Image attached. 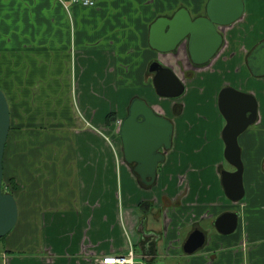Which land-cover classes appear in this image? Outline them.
I'll list each match as a JSON object with an SVG mask.
<instances>
[{"label":"crops","instance_id":"obj_1","mask_svg":"<svg viewBox=\"0 0 264 264\" xmlns=\"http://www.w3.org/2000/svg\"><path fill=\"white\" fill-rule=\"evenodd\" d=\"M206 2L97 0L66 8L60 0H0V89L11 126L3 164L16 180L18 210L16 226L1 239L3 264H102L130 245L144 264L163 250L183 260L177 264H264V140L240 137L244 194L238 201L224 194L217 141L206 158L178 153L174 166L172 157L161 175L164 192L173 198L185 181L187 189L170 222L149 218L145 227L159 235L143 232L140 243L136 203L149 195H137L126 161L108 138L113 128L119 133L115 120L132 96L145 90L152 97V61L176 70V61H191L182 46L171 52L151 47L152 23L181 7L197 16ZM243 2L242 15L222 28L225 45L212 56L217 74L251 72L243 58L264 39V0ZM254 91L264 104V87ZM224 211L237 213L227 234L214 225ZM198 221L210 238L206 244L190 254L164 248Z\"/></svg>","mask_w":264,"mask_h":264},{"label":"water","instance_id":"obj_2","mask_svg":"<svg viewBox=\"0 0 264 264\" xmlns=\"http://www.w3.org/2000/svg\"><path fill=\"white\" fill-rule=\"evenodd\" d=\"M244 11L243 0H207L204 10L191 16L185 7L176 9L170 17H158L150 27V46L159 51L171 52L179 46L189 53L193 62L208 60L220 50L223 40L222 28L237 20ZM248 65L255 74H264V39L259 41L247 55ZM155 71L153 83L156 92L162 96H177L183 91L182 82L171 68L158 60L148 66ZM218 106L226 123L222 134L225 143L224 157L235 170L221 171V182L225 195L233 201L243 197V164L238 134L247 123L253 121L256 111L254 96L227 87L220 92ZM140 116L141 119H138ZM10 126L9 107L5 94L0 89V238L7 234L17 220V203L11 193L2 190V157ZM172 124L163 116L156 114L142 98L134 97L121 119L120 138L123 144V157L126 162L136 160L144 182L146 177H154L155 165L162 154L156 147L164 142L170 145ZM237 224V213H221L214 225L222 234L230 233ZM205 234L199 228L193 229L183 243V251L190 254L204 244Z\"/></svg>","mask_w":264,"mask_h":264},{"label":"flooded vegetation","instance_id":"obj_3","mask_svg":"<svg viewBox=\"0 0 264 264\" xmlns=\"http://www.w3.org/2000/svg\"><path fill=\"white\" fill-rule=\"evenodd\" d=\"M221 44H222L221 46L225 45V39L222 40ZM215 59L216 57L215 58L211 57L210 59L206 61H202V62H193L192 60L191 61L186 60L185 63L181 61H176L175 65L177 67V70L173 66L164 64L162 61L158 60L162 65L168 66L171 68L175 76L182 82L183 91L177 96L159 95L156 92L154 83H153V76L155 74V71H152L148 73L150 75L149 82L152 88V93H153L152 97L149 98L148 95L144 93L141 94L142 92H138L136 95L132 96L130 99L131 101L134 97L142 98L146 102V104L156 114L163 116L164 118H167L172 124L170 145L166 147L164 142H162L156 147L155 149L156 151H154L153 153V154H156V152H158V153H161L162 156H161V159L158 160V162L155 165L154 177L152 179L151 177H146V180H151L149 183L144 182L141 178V173L148 174L149 172L146 170H141L139 172L138 162L136 160L125 162L130 174L133 176L134 183L136 184V189L146 190L144 195H149V196H144V197H142L143 196L142 195L141 198H139L138 202L136 203V207L139 210L140 215H139V220H138V223L136 224L135 229L139 235L142 234L143 232L144 233H155V235H159V233L154 232L150 230L149 228H146L145 227L146 222H148L149 218H151L153 220L154 219L159 220L162 225H166V222H170L172 219L171 211H174L176 207H178V205L182 201L181 198L187 189L186 187L187 181H185V185L183 186V188L173 198H171L164 192L166 190L165 189L166 187L164 186V184L161 185V175L163 174L165 166H167L168 164V161L169 160L171 161L172 157H174V163L173 164L170 163V165H174V166L178 160L177 159V156H179L178 153L179 154H182V153L193 154L195 157L200 156V157L206 158L207 156H210L211 154L214 153L212 151V146H214V142L217 141V143L220 145V152H221V158H222V162L217 166V170L220 173V181H221V171L222 170H227V171L235 170L234 166L231 165L224 157L225 143H224L222 131L226 123V120L218 106L220 92L224 88L230 87L235 90L251 94L252 96H254V99L256 102V111H255V114L253 115V117H255L254 120L247 123L244 129L237 136V142L240 147V155H242V148L240 144L241 136H245V135L259 136L262 140H264V124L262 123L263 121H261L262 114L260 112L261 106L263 103L261 102L260 98L257 96V94L254 91V89H256L258 86L262 88L264 87V74H255L252 71L251 72L248 71L249 73L247 74L242 73L243 76L238 75L237 77L226 76L225 74H219V73L217 74L215 67H214ZM242 63L244 67L246 66L248 67L247 55L245 56V58H243ZM210 71H213L216 74L218 82H219V87L215 93L213 104H212V110L215 112V116H216L215 129H214L213 134L210 133L208 138L202 140L203 138L207 136V129L209 130V132L212 130V127H210L209 125L205 126L207 129L203 127V122L206 121L203 118V116L201 114H195L193 115L194 118L191 119L190 121L183 119L181 116L184 113L186 106H187L186 100L184 101L186 92L188 91L189 87H192V85L189 86V84L193 82V79L196 77L197 73L202 75L203 73L210 72ZM242 80H244V82ZM163 98H171L172 100L170 104L168 105V111L165 110L161 106V104L158 102L159 100H162ZM130 101H129V104H130ZM169 111H170V114H169ZM126 114H127V111L125 112V115ZM121 119L115 120L116 126L120 124ZM138 119H141L140 116L138 117ZM115 132H117V128H115ZM115 136H116L115 139L119 143V148H118L119 152L121 150V153L123 154V144L119 136V133H117ZM217 136H219V140L216 139ZM181 146L185 147V149H183ZM206 148H208L209 151H205ZM224 163H227L229 167H226ZM190 169H191V166L189 165H187L184 168L186 173H188ZM192 171L193 170H191V172ZM166 174H170V172H167ZM171 178H172V174L170 175V179ZM184 178H185V175L179 176L177 181H182L184 180ZM196 228H199L200 230L204 232L205 234L204 244H206L208 242L207 240H210V238L207 236V233H206L207 230L200 225L199 221L193 223L192 229L190 230V232ZM144 233H143V236L139 237L140 239H138L140 243L144 241L143 240L145 238ZM160 233L161 234L163 233L165 235L167 231L165 232L160 231ZM5 235L2 236L0 240L3 239ZM184 237L185 236L177 238L178 243H175V245L173 243L174 242L173 240L170 241L169 243L167 241L168 245L164 248H166L167 250L170 247L174 249L175 247H177L180 250L179 254H183L184 252L183 243L186 239V237L185 238ZM149 247L152 249L151 246ZM239 247L241 248V244ZM184 254L186 253L184 252ZM244 262H247V261H244Z\"/></svg>","mask_w":264,"mask_h":264},{"label":"rangeland","instance_id":"obj_4","mask_svg":"<svg viewBox=\"0 0 264 264\" xmlns=\"http://www.w3.org/2000/svg\"><path fill=\"white\" fill-rule=\"evenodd\" d=\"M60 1L62 2V0ZM222 34L224 36V31H222ZM242 81L244 82V80ZM190 85H192V87H189L188 91L186 92L185 98H184V101L186 100L187 102V106L181 117L183 119L190 121L191 119L194 118L193 115L201 114L203 118L206 120L203 122V127H205L206 125H209L210 127H212V130L210 132L205 127L207 129V136L202 139L204 140L209 137L210 133L211 134L214 133L216 116H215V112L212 110V104H213L215 93L219 87V82H218L216 74L213 71H210V72H205L202 75L197 73L196 77L193 79V82H191L189 86ZM143 93L145 94V90L142 91L141 94ZM171 101H172L171 98H163L162 100H159L158 102L161 104V106L165 110L168 111V105L170 104ZM169 114H170V111H169ZM88 125L91 126L90 124ZM114 130L115 129L113 128L109 132L111 134L108 136V138L109 139L111 138L110 143L113 142V144L116 146L115 153L118 154L122 158L123 154L121 153V150L119 152V149H118L119 143L115 139L116 136L114 135V132H115ZM181 147L185 149V147L183 146ZM205 151H209L208 148H206ZM225 166L229 167V165L226 163H225ZM136 192H137V195H140L142 193V190H137ZM0 246H1V240H0ZM165 252L166 251L163 250V252L160 255L156 256L154 260L152 261V264H177V262L179 261V257H177V255H174V256L166 255ZM179 262L183 263V260H180ZM0 264H3V259L1 258V249H0Z\"/></svg>","mask_w":264,"mask_h":264},{"label":"built area","instance_id":"obj_5","mask_svg":"<svg viewBox=\"0 0 264 264\" xmlns=\"http://www.w3.org/2000/svg\"><path fill=\"white\" fill-rule=\"evenodd\" d=\"M97 0H62V3L66 8H68V5L71 3H80L82 5H92ZM136 252L135 249L130 245L127 249V252L122 255H107L103 257L100 262L102 264H144L142 262L136 261ZM140 257L148 258V255L143 254L142 252L139 253Z\"/></svg>","mask_w":264,"mask_h":264},{"label":"trees","instance_id":"obj_6","mask_svg":"<svg viewBox=\"0 0 264 264\" xmlns=\"http://www.w3.org/2000/svg\"><path fill=\"white\" fill-rule=\"evenodd\" d=\"M114 119V115L108 113L106 115V121L107 122H110L111 120ZM11 129V126H9V131ZM8 131V133H9ZM8 136V135H7ZM8 138V137H7ZM7 140V139H6ZM5 149H6V142H5V147H4V152H3V157H2V167H3V177H2V190L4 192H8V193H11L15 200H16V189H17V184H16V180H15V177L13 176H6L5 175V172H4V164H3V160H4V153H5ZM16 226V223L15 225L13 226V228ZM13 228L11 230H13ZM8 234V233H7ZM6 234V235H7Z\"/></svg>","mask_w":264,"mask_h":264},{"label":"bare ground","instance_id":"obj_7","mask_svg":"<svg viewBox=\"0 0 264 264\" xmlns=\"http://www.w3.org/2000/svg\"><path fill=\"white\" fill-rule=\"evenodd\" d=\"M210 59V58H209ZM249 66V65H248ZM170 68V67H169ZM131 102V101H130ZM129 106V105H128ZM121 123V122H120ZM119 132H120V124H119ZM119 136H120V134H119Z\"/></svg>","mask_w":264,"mask_h":264}]
</instances>
